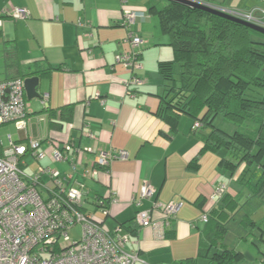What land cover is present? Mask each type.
<instances>
[{"label": "crops", "instance_id": "0c3cea01", "mask_svg": "<svg viewBox=\"0 0 264 264\" xmlns=\"http://www.w3.org/2000/svg\"><path fill=\"white\" fill-rule=\"evenodd\" d=\"M161 4L162 0H0V82L14 77V71L6 65L11 50H16L21 65L39 62L60 67L50 75L37 76L41 97L27 98L31 111L27 131L19 132L13 124L0 126L12 128L5 138L0 133V154L8 146L9 136L17 143H26L33 137L50 139L54 147L70 141L82 147L77 155L76 172L70 164L51 159L52 146L46 148L47 157L41 164L63 174L74 172L75 178L86 185L87 203L94 208L92 213L111 232L118 226L130 225L136 213L150 209L155 200L164 204L182 202L162 240L155 238L151 227L137 234L122 227L124 233L130 234L128 249L138 253L139 258L146 259L145 254L155 253L162 256L157 263L147 260L149 264H173L196 257L207 224L201 218L221 209L222 202L214 201L212 195L220 185L231 182L227 172L220 168L218 154L211 151L200 154L204 144L193 130L191 117L183 114L177 123L164 117L165 80L159 64L173 60L174 53L158 18L150 12L153 6ZM207 4L221 9L264 8V0H209ZM16 8L27 9L30 17L25 20L3 17ZM126 10L138 13V21L131 30L147 41L138 49L144 84L133 88H127L131 72L115 61L118 54L131 49L128 30L122 25ZM45 94H48L46 105ZM69 108L71 120L64 117ZM56 122L61 125L59 128ZM111 149L126 151L128 158L115 159L109 168L99 170L95 179L79 175L83 169H89L99 151ZM196 158L198 166L193 169ZM27 162L25 171L35 173L39 163L32 157ZM233 178L238 179L237 175ZM144 183L152 185L156 195L138 207L132 200ZM229 188L235 196L236 184L231 182ZM110 194L116 201L110 199ZM102 197L109 202L108 216L94 206L96 199ZM243 200L251 204L243 217L250 213L261 228L243 224L242 217L239 224L247 234L236 235L233 241L257 245L254 236L264 243V198L247 193ZM239 209L241 206L236 211ZM235 212L226 220V235L228 222L236 220ZM154 217L158 218L159 213H154ZM111 219L113 225L108 224ZM254 230L259 234L255 235ZM226 237V244L243 252L246 260L247 251L231 245ZM259 254L256 264L264 260V250L260 248Z\"/></svg>", "mask_w": 264, "mask_h": 264}, {"label": "built area", "instance_id": "2783aa9c", "mask_svg": "<svg viewBox=\"0 0 264 264\" xmlns=\"http://www.w3.org/2000/svg\"><path fill=\"white\" fill-rule=\"evenodd\" d=\"M223 12L244 22L264 28V8L248 10L222 9ZM12 20H25L30 13L25 8H16L5 14ZM138 21L136 11L126 10L122 25L128 30L127 42L130 51L116 56V63L131 72L127 88L142 86L140 75L143 65L138 50L147 41L134 33L131 28ZM2 19L0 18V27ZM48 94L43 96L46 105ZM29 104L23 78L0 82V126L13 124L17 131H27L30 125ZM203 124L196 121L193 130L202 129ZM8 146L0 154V264H149L139 258V254L128 249L130 234L124 233L122 226L109 231L102 221L85 209L87 191L84 182L75 178L78 154L82 147L72 141L54 147L50 139L41 140L29 137L26 143H17L8 137ZM52 146L51 159L54 162L68 163L73 173L63 174L58 169L44 166L41 162L47 157L46 148ZM87 151H90L89 149ZM123 150H101L89 169H83V179H95L99 170H106L111 163L127 159ZM39 163L35 173L25 171L27 158ZM229 189L228 184L220 185L212 199L221 201ZM156 195V189L144 183L140 193L133 196L138 207L144 200ZM107 198L96 199L95 206L106 216L109 215ZM110 199L112 198L110 194ZM182 202L172 201L164 204L158 200L148 210H139L135 215L138 233L151 227L155 238H166ZM159 217L155 218L154 213ZM202 221L207 223L209 215ZM81 226L79 240L70 237V231Z\"/></svg>", "mask_w": 264, "mask_h": 264}, {"label": "trees", "instance_id": "16d2710c", "mask_svg": "<svg viewBox=\"0 0 264 264\" xmlns=\"http://www.w3.org/2000/svg\"><path fill=\"white\" fill-rule=\"evenodd\" d=\"M195 1L207 4L209 0ZM150 12L158 18L174 53L173 60L159 64L165 80L164 117L170 123H177L183 114L194 123L200 121L203 127L195 131L204 144L200 154H218L221 170L238 188L235 196L228 190L221 209L209 217L197 256L173 264H197L198 258L208 259V264H246L243 252L226 244L225 224L247 193L264 198V34L175 0H162ZM6 65L14 71L12 79L43 77L60 69L39 62L21 65L16 50L8 52ZM71 112L72 108L66 110L64 117L71 120ZM219 116L243 131L216 126ZM193 165V169L198 166V158ZM134 221L121 226L137 234ZM242 223L261 228L250 213Z\"/></svg>", "mask_w": 264, "mask_h": 264}, {"label": "rangeland", "instance_id": "374dc122", "mask_svg": "<svg viewBox=\"0 0 264 264\" xmlns=\"http://www.w3.org/2000/svg\"><path fill=\"white\" fill-rule=\"evenodd\" d=\"M219 9V8H218ZM219 10L222 11V9L220 8ZM223 12V11H222ZM186 118V116L184 117ZM214 124L218 127H221L222 129H225L227 131H234L235 129H239L243 131V127L242 126H237L236 124H233L229 121H226L222 116L216 117L214 120ZM12 128H0V133H1V137L5 138L6 134L9 132H12L11 130ZM241 169H243V166L241 167ZM27 172H31L30 169H28ZM251 173V171L249 172ZM240 174V172L238 173ZM238 174H236L238 176ZM231 182H233V180H231ZM230 182V183H231ZM230 183L228 184V186L230 187ZM229 190V189H228ZM228 192V191H227ZM224 197V196H223ZM222 200V199H221ZM241 209H239L238 211L235 212V221H230L228 222L229 224V228H228V233H227V237L226 240L229 241L230 243H233L231 245H235L237 246L238 249H243L244 251H247V259H246V264H256L257 261H259L258 255H260V248L262 249V251L264 250V243L260 242L258 240V238L252 236V238L255 240V242L257 243H243V242H234L233 238H236V235H245L247 234V231L239 224V220L243 217V215L246 213V211H248L251 208V204L246 201L243 200L241 202ZM85 208L87 209V211H93V206L91 204H86ZM209 215V214H208ZM113 219H111L110 221H108L109 225H113ZM205 223V222H204ZM105 227H107L108 229H110L108 227V225L105 223L104 224ZM126 232V231H125ZM128 233V232H127ZM254 234L258 235V230H254ZM70 237L72 239L75 240H79L81 237V226H76L73 230L70 231ZM241 241V240H240ZM146 255V259L143 258L142 256H140V259L143 260L144 262L150 261L153 263H157L159 261V258H162L161 255L157 256L156 253L155 254H145ZM149 263V262H147ZM138 264H142V263H138ZM160 264H164V263H160ZM197 264H208V259L206 258H198L197 259ZM258 264V263H257Z\"/></svg>", "mask_w": 264, "mask_h": 264}, {"label": "water", "instance_id": "95a60500", "mask_svg": "<svg viewBox=\"0 0 264 264\" xmlns=\"http://www.w3.org/2000/svg\"><path fill=\"white\" fill-rule=\"evenodd\" d=\"M175 1L183 3V4L188 5L190 7L205 10L207 12H210L212 14L218 15V16L223 17V18L244 24V25L248 26L249 28H251L257 32L264 34V28L250 24V23H247V22H244V21H242L238 18H235V17H233V16H231L225 12H222L218 8L211 6L209 4L202 3L199 1H195V0H175ZM39 82H40V79L37 76L28 77L24 80L25 91H26V95H27L28 100H33L35 98L41 97V95L38 91Z\"/></svg>", "mask_w": 264, "mask_h": 264}, {"label": "clouds", "instance_id": "9594fccd", "mask_svg": "<svg viewBox=\"0 0 264 264\" xmlns=\"http://www.w3.org/2000/svg\"><path fill=\"white\" fill-rule=\"evenodd\" d=\"M219 9H220V8H219ZM25 79H26V78H25ZM25 79H24V80H25ZM26 98H27V95H26ZM94 206H95V203H94ZM95 207H96V206H95ZM96 209H98V208H96ZM93 214H94V213H93Z\"/></svg>", "mask_w": 264, "mask_h": 264}]
</instances>
